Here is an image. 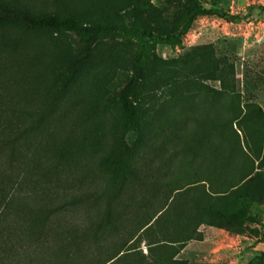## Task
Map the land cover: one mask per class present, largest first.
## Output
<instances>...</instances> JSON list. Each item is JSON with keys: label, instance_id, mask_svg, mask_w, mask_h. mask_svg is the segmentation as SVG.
I'll use <instances>...</instances> for the list:
<instances>
[{"label": "trees", "instance_id": "obj_1", "mask_svg": "<svg viewBox=\"0 0 264 264\" xmlns=\"http://www.w3.org/2000/svg\"><path fill=\"white\" fill-rule=\"evenodd\" d=\"M35 1L0 0V264L34 263L69 240L89 213L96 215L88 238L96 249L87 247L88 256H101L131 225L153 214L179 231L170 240L184 232L198 238L204 223L221 226L225 219L229 226L230 221L250 220L246 206L219 203L208 189L210 182H151L141 154L148 147L145 126L159 107L155 94L171 79L164 75L153 44L182 42L199 16L235 22L250 17L255 6L242 15L190 0L193 9L181 30L158 31L128 24L112 13L106 18L73 7L35 9ZM5 29L65 39L54 57L40 59L37 50L29 52L19 41L3 38ZM99 59L123 76L119 85L100 95L99 107L119 114L108 137L62 118L60 111L48 118L55 100ZM40 86L45 87L41 92ZM255 110L230 122L245 131L249 111ZM134 133L138 137L131 141ZM98 174L104 182L95 179ZM249 264H264V251Z\"/></svg>", "mask_w": 264, "mask_h": 264}, {"label": "rangeland", "instance_id": "obj_2", "mask_svg": "<svg viewBox=\"0 0 264 264\" xmlns=\"http://www.w3.org/2000/svg\"><path fill=\"white\" fill-rule=\"evenodd\" d=\"M199 1L208 8L242 15L250 6L255 9L250 17L235 22L217 15L199 16L182 42L153 44L164 75L171 79L155 94L159 107L145 126L148 147L141 157L151 169V182H210L208 189L218 202L246 206L251 219L230 221L229 226L225 219L221 226L204 223L198 238L184 232L175 241L170 240L179 232L175 226L153 214L131 225L101 256H88L87 247L96 249L88 239L96 215L89 213L69 240L48 253L53 257L50 264H249L264 251V0ZM33 4L35 9L59 11L73 7L106 18L112 13L128 24L158 31L181 30L193 9L190 0H36ZM1 36L19 41L29 52L37 50L40 59L54 57L65 39L19 29L2 30ZM101 59L55 100L48 118L60 111L62 118L108 137L119 114L99 107L100 95L119 85L123 76ZM44 88L40 86V92ZM253 107L245 131L238 130L231 118ZM224 121L228 123L223 125ZM137 137L132 134L131 141ZM95 179L104 182L105 177L98 174ZM227 188L230 193H220Z\"/></svg>", "mask_w": 264, "mask_h": 264}, {"label": "crops", "instance_id": "obj_3", "mask_svg": "<svg viewBox=\"0 0 264 264\" xmlns=\"http://www.w3.org/2000/svg\"><path fill=\"white\" fill-rule=\"evenodd\" d=\"M222 235H224V234H226V231L225 230H222ZM228 236H230V235H228ZM181 237H183V236H181ZM181 237H178L177 239H175V241H179L180 240V238ZM230 238V237H229ZM189 244H191V243H189ZM63 247H65V246H63ZM61 249V248H60ZM51 258V260L53 259V257L51 256V254H47L45 257H43V258H40L38 261H36L35 263H33V264H50V258ZM117 259V258H116Z\"/></svg>", "mask_w": 264, "mask_h": 264}]
</instances>
